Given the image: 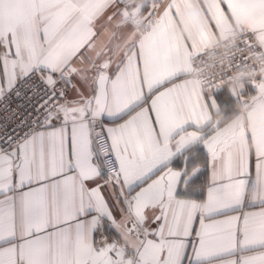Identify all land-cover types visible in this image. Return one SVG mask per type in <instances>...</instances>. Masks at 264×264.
<instances>
[{"label":"snow or ice","instance_id":"1","mask_svg":"<svg viewBox=\"0 0 264 264\" xmlns=\"http://www.w3.org/2000/svg\"><path fill=\"white\" fill-rule=\"evenodd\" d=\"M0 264H264V0H0Z\"/></svg>","mask_w":264,"mask_h":264}]
</instances>
